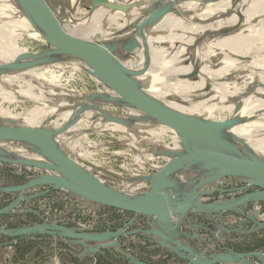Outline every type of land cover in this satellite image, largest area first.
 Wrapping results in <instances>:
<instances>
[{
  "label": "bare ground",
  "instance_id": "bare-ground-1",
  "mask_svg": "<svg viewBox=\"0 0 264 264\" xmlns=\"http://www.w3.org/2000/svg\"><path fill=\"white\" fill-rule=\"evenodd\" d=\"M81 1L68 0L71 6L79 5ZM113 1L130 5L129 11L123 13L99 8L80 25L72 22L64 0H51L48 4L69 34L103 45L127 42L136 35L152 11L168 7V13L145 31L146 41L137 49L139 60L131 62L139 71L124 70L125 59L120 60L121 65L118 63L125 54L117 58L118 67L151 99L209 125L220 123L208 116L214 113L215 108L220 106L223 110L235 112L232 114L241 121L240 126L233 129L211 126L227 143L244 153L264 158V139L252 135L247 129L251 116L259 119L264 128V0H216L210 3H204L205 0ZM108 26L120 30V34L126 37L110 42L93 40L96 29ZM27 38L29 43H26ZM29 45L32 47H27ZM45 46L48 50L44 49ZM52 49L16 0H0V66L26 54L36 55ZM83 73H89L96 83L103 85L90 72L87 63L64 55L56 56L51 64L1 76L0 120L14 121L12 124L20 127L52 131L61 149L81 167L85 153L69 135L85 129L118 136L129 147L139 150L138 161L142 166H153L155 156L168 161L171 159L153 152H181V137L174 130L151 120L133 104L121 106L123 97L118 93L110 89L104 93H88L75 88L72 82ZM200 93L209 98L206 100L208 105L193 102ZM21 97L32 102L34 108L19 116L3 111L4 101ZM119 106L123 107L122 113H113ZM104 109L109 112H104ZM50 112L58 119L61 117L63 125H56L53 121L48 128L40 126L44 114ZM62 127L69 129L62 132ZM240 141L245 142V146L241 143L239 147ZM15 145L25 149L22 144ZM13 155L33 157L28 151ZM158 168L160 172L164 167ZM114 175L121 185L131 189V192L122 190L127 195L138 196L150 191L149 185L143 181L153 175L115 172ZM240 179L250 183L248 178ZM165 185V181L159 182L154 191L163 189ZM261 221H264V214L259 217Z\"/></svg>",
  "mask_w": 264,
  "mask_h": 264
},
{
  "label": "water",
  "instance_id": "water-1",
  "mask_svg": "<svg viewBox=\"0 0 264 264\" xmlns=\"http://www.w3.org/2000/svg\"><path fill=\"white\" fill-rule=\"evenodd\" d=\"M88 1L92 13L99 8L123 13L130 9V5L113 0ZM16 2L53 49L36 55L26 54L10 64L0 66V77L13 71L51 64L56 56L79 59L90 66V72L103 85L123 97V105L133 104L151 120L174 130L181 137V152L168 151L159 154L171 159L160 172L148 177L147 182L143 181L149 185L150 191L143 195L130 196L107 186L71 159L57 144L52 131L20 127L0 120V143L22 144L33 155L20 157L0 148L1 164L14 169L20 168V171L15 169L17 175L23 169L31 174L23 178V184L0 187V195L16 196L9 205L0 209V218L28 213L31 201L49 196L53 192H65L89 207H108L134 215L130 222L116 231L91 233L44 222L16 229H7L0 225V236L14 240V243L32 237H52L82 247V258L95 259L98 255H104L105 251L114 249L121 255V259L130 264H147L127 253L122 247L124 238L141 236L155 243L154 249L166 250L181 259L182 264H253L251 258H258L264 264V258L258 252L213 250L199 235L198 230L213 232L209 227L191 219L192 216H207L216 221L221 220V216L226 213L243 215L244 207L264 202V158L244 153L224 141L214 128L226 127L224 124L212 123V127L151 99L116 63L119 56L137 50L146 41L145 31L167 14L169 8L162 7L152 11L141 23L136 35L127 42L103 45L69 34L46 0ZM106 117L115 121L110 116ZM67 129L69 128L61 131ZM230 177L248 178L250 183L240 179L247 186L229 190L214 188L218 182ZM163 181L166 182L165 187L154 191L158 183ZM40 188L45 191L37 192ZM255 188L257 190L251 191ZM216 193L244 194L211 203L204 200L206 196ZM141 217L145 218L147 227L130 231ZM256 218L257 214L248 217L255 225L251 229H246L249 221L241 223L244 228L224 227L215 223L213 225L219 229L215 234L219 238L223 232L245 236L259 234L264 231V223ZM197 240L204 244L205 251H199L192 245Z\"/></svg>",
  "mask_w": 264,
  "mask_h": 264
},
{
  "label": "rangeland",
  "instance_id": "rangeland-1",
  "mask_svg": "<svg viewBox=\"0 0 264 264\" xmlns=\"http://www.w3.org/2000/svg\"><path fill=\"white\" fill-rule=\"evenodd\" d=\"M210 1L214 2L216 0H205L204 3H210ZM48 3L51 4V0H48ZM64 7L71 16L72 22H76L78 25L83 23L86 19L91 18L89 15L92 12L89 7L88 0H82L79 5L74 6H71L68 0H64ZM61 19L64 20L65 18L61 17ZM114 28L115 27L108 26L96 29L94 33L95 38L93 40L97 42H110L119 41L120 39L126 37L125 34H120V30L116 31ZM121 33L124 32L121 30ZM26 40V43L30 42L28 38ZM30 46L31 45L27 47ZM44 49L48 50V47L45 46ZM123 59H125L123 63L124 70L134 73L139 71L136 65L131 63L139 60L137 50L120 57L118 59V63L120 65ZM258 72L257 74H259ZM76 78L77 80L72 83L78 90H85L88 93L100 91L101 93H104L109 90V88L105 85L96 83L89 73L80 74L78 77L76 76ZM165 81L170 82L171 80L166 79ZM233 85L237 84L234 83ZM205 95V93H200L196 96L195 100H191H194L193 102L196 103L203 102L208 105L206 100H209V98H206ZM33 105L34 104L32 102L21 97L19 99L4 101L2 108L6 113L8 112L12 115L19 116L20 114H25L27 110H32L34 108ZM121 106L126 107L127 105L122 104ZM123 107L119 106L118 110L113 113H122ZM104 112L108 113L109 111L104 109ZM212 113L213 112L208 114L210 118L218 120L229 129H233L241 125V121L233 115L235 112L223 110L219 106L217 109L215 108L214 113ZM219 113L221 114L218 115ZM215 114L217 115L214 116ZM44 115V120L40 123V126L48 128L50 123L53 121L56 122V125H63L61 117L58 119L51 112L45 113ZM144 120L147 121L148 119L145 118ZM145 123L148 124L147 122ZM62 129H64V127H62ZM247 129L249 133H252V135L264 139V128L259 119H256L253 116L248 118ZM71 134L69 136L70 138H74L73 141L75 142V145L79 147L82 153H85L84 161L82 164L80 162V164L99 180L103 181L107 186L120 191L127 190L128 192H131V189L125 188V186L121 185V183L117 181L114 172L122 175L143 173L147 176H151L159 172L160 169L158 167H164L168 162L166 158L155 156L153 166H142L138 161V157L141 154L139 150L131 146L129 147V145H127V143L121 140L118 136L110 135L109 133H93L92 131L85 129L81 132L77 131L76 133ZM239 143L240 144H237L239 147H241L240 145L242 144L244 146L246 144L242 141ZM0 147L11 154L26 152V150L22 147L10 142H1ZM153 153L155 155L162 154V152ZM15 169L20 171V168ZM15 169L0 163V187L23 184V178L31 175L24 169L21 170L20 175H17L15 173ZM144 182H147V179L144 180ZM245 186L247 185L240 179L230 177L218 182L214 188L229 190ZM40 189H38L37 192L45 191L44 188ZM255 190H257V188L251 191ZM243 194L244 193H216L211 196H206L204 200L211 203L237 198ZM15 198L16 196L13 194L0 195V209L9 205ZM28 209V213L0 218V225L5 226L7 229H16L24 226L42 224L48 220V223H57L68 228L81 229L87 232L96 233L105 232L106 230L116 231L134 218L132 213L116 211L108 207L92 206L91 208L84 210L82 205L75 203L74 200L65 192H53L49 196L33 200L30 202ZM242 213L243 215H239L237 213H226L221 216V220L216 221L207 216H192L191 219L197 220L200 224L209 227L210 231L213 232L211 233L198 230L199 235H201L205 241L208 242L209 246L213 250L223 251L224 249H231L237 253L258 252L264 258V231L252 236L223 232L221 238L215 234L219 232V229L213 225L215 223L221 224L224 227L244 228L241 223L249 221L250 224L246 229L255 227L254 223L251 222L248 217H252L257 214L256 220L259 221V217L264 214V202L250 204L242 209ZM261 222L264 223V221ZM91 225H94V229H87V227ZM145 227H147L146 220L141 217L138 222L130 228V231ZM141 239H144V237L134 236L124 238L122 240V247L127 253L147 264L183 263V261L177 257L159 256L158 254L148 252L145 249L146 246L140 244L142 242ZM192 245L199 251L206 250L204 244L198 240ZM83 251L84 249L82 247L70 241H63L52 237H32L20 239L17 243H14V240L0 236V264H130L128 261L121 259V255L114 249H112V251H115L116 255L107 254L97 256L95 259L82 258L81 255ZM251 262L253 264H262L258 258H251Z\"/></svg>",
  "mask_w": 264,
  "mask_h": 264
},
{
  "label": "crops",
  "instance_id": "crops-1",
  "mask_svg": "<svg viewBox=\"0 0 264 264\" xmlns=\"http://www.w3.org/2000/svg\"><path fill=\"white\" fill-rule=\"evenodd\" d=\"M41 190V189H40ZM45 190V189H44ZM141 243L142 245H145L146 246V250L152 254H158L159 256H166V257H175V255H173L172 253L166 251V250H163V249H154V246H155V243H153L151 240L147 239V238H144V239H141ZM95 246V245H94ZM107 254H113V255H116L115 254V251H105V254L104 255H107ZM98 256H103V255H98ZM88 259H93V258H88Z\"/></svg>",
  "mask_w": 264,
  "mask_h": 264
},
{
  "label": "built area",
  "instance_id": "built-area-1",
  "mask_svg": "<svg viewBox=\"0 0 264 264\" xmlns=\"http://www.w3.org/2000/svg\"><path fill=\"white\" fill-rule=\"evenodd\" d=\"M70 198H72V199L74 200L75 203H78V204L82 205L84 210H86V209H88V208H91V207H89L88 204H86V203L80 201L79 199H77V198H75V197H73V196H70ZM89 211H90V210H89ZM46 222H48V220H46ZM87 229H89V230H93V229H94V225H91V226L87 227Z\"/></svg>",
  "mask_w": 264,
  "mask_h": 264
},
{
  "label": "flooded vegetation",
  "instance_id": "flooded-vegetation-1",
  "mask_svg": "<svg viewBox=\"0 0 264 264\" xmlns=\"http://www.w3.org/2000/svg\"><path fill=\"white\" fill-rule=\"evenodd\" d=\"M112 210H115V209H112ZM116 211H119V210H116ZM106 231H111V230H106ZM106 231H105V232H106Z\"/></svg>",
  "mask_w": 264,
  "mask_h": 264
}]
</instances>
